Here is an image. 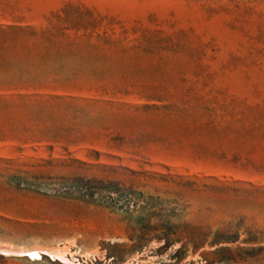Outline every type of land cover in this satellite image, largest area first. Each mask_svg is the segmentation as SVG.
I'll return each instance as SVG.
<instances>
[{
  "label": "rangeland",
  "instance_id": "rangeland-1",
  "mask_svg": "<svg viewBox=\"0 0 264 264\" xmlns=\"http://www.w3.org/2000/svg\"><path fill=\"white\" fill-rule=\"evenodd\" d=\"M0 27V246L264 264V0H0Z\"/></svg>",
  "mask_w": 264,
  "mask_h": 264
},
{
  "label": "bare ground",
  "instance_id": "bare-ground-1",
  "mask_svg": "<svg viewBox=\"0 0 264 264\" xmlns=\"http://www.w3.org/2000/svg\"><path fill=\"white\" fill-rule=\"evenodd\" d=\"M1 255L25 256L30 260L40 259V254L50 257L52 260H58L62 263L68 264L75 261L74 254L68 251L66 247L56 249H16L10 246H0ZM90 256V255H89ZM92 256V255H91ZM101 256V255H99ZM91 258V257H90ZM77 262V261H76Z\"/></svg>",
  "mask_w": 264,
  "mask_h": 264
},
{
  "label": "trees",
  "instance_id": "trees-1",
  "mask_svg": "<svg viewBox=\"0 0 264 264\" xmlns=\"http://www.w3.org/2000/svg\"><path fill=\"white\" fill-rule=\"evenodd\" d=\"M7 31H15V29L0 27V35H2L1 37H4L5 33H7ZM163 236L164 237L162 238V240H164V242H165L164 247H169L170 243H169V240H168V236L167 235H163ZM222 240H224V239H222ZM219 242H222V241H219ZM223 242H225V241H223ZM214 244H215V242H214ZM176 253H178V251Z\"/></svg>",
  "mask_w": 264,
  "mask_h": 264
},
{
  "label": "water",
  "instance_id": "water-1",
  "mask_svg": "<svg viewBox=\"0 0 264 264\" xmlns=\"http://www.w3.org/2000/svg\"><path fill=\"white\" fill-rule=\"evenodd\" d=\"M46 256V255H45Z\"/></svg>",
  "mask_w": 264,
  "mask_h": 264
}]
</instances>
